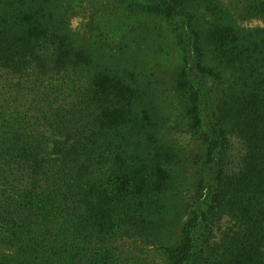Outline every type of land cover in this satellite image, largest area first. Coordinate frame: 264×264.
Masks as SVG:
<instances>
[{"label": "trees", "instance_id": "1", "mask_svg": "<svg viewBox=\"0 0 264 264\" xmlns=\"http://www.w3.org/2000/svg\"><path fill=\"white\" fill-rule=\"evenodd\" d=\"M88 2L103 3L106 29L151 22L171 51L136 48L133 32L116 49L81 46L64 0H0V264H149L130 242L165 264H264V30L241 25L264 0L241 13L223 0ZM157 63L175 125L148 80ZM175 129L205 151L185 220L171 214L184 161L162 136ZM225 216L234 226L215 243Z\"/></svg>", "mask_w": 264, "mask_h": 264}, {"label": "rangeland", "instance_id": "2", "mask_svg": "<svg viewBox=\"0 0 264 264\" xmlns=\"http://www.w3.org/2000/svg\"><path fill=\"white\" fill-rule=\"evenodd\" d=\"M225 3L231 6V8L236 13H241L244 9V0H223ZM103 3L93 4L89 3L88 0H64L62 6L58 8L62 10L64 16V21L69 24L71 32L74 34V40L76 43H79L81 46H86L93 36H97V39L100 40L103 44H107L111 49L119 48L124 42L129 41V36L134 33V40L129 43H134L136 48L141 47L143 40H146L149 45H157L161 43L160 48L170 50V47H165L164 44L169 45L168 39L166 37V31L164 39L160 38L158 33L155 34L150 31H153L154 25H148L143 31H137V29H132L131 27L125 26L121 29V32L113 30V28L106 29L108 24L101 21V15L98 14L99 11H103L101 7ZM129 25V24H128ZM241 25L247 29H262L264 30V15H250L245 21L241 22ZM114 27V26H113ZM141 32V33H140ZM143 39V40H141ZM160 42H156V41ZM171 51V50H170ZM166 63H157L154 67V70L150 72L151 79H148L152 82L153 88L157 92V99L160 101L161 108L165 116H168V120L175 125V121H179L176 108L174 107V98L170 95V83L165 79L167 74V67H164ZM163 93V94H162ZM168 98V101H167ZM172 125V124H169ZM162 136L166 140L175 141L178 149L180 150V155L183 158L181 165L176 166L173 169L174 183L179 188L178 196L181 201L177 202V199L174 200L172 204L171 214L172 217L177 220H185L186 208L183 200L184 193L190 190V185L192 183V174L194 171V162L197 161L198 157H201L205 151L204 146L201 141L197 139H192L190 136L186 135L184 132H181L178 129L166 133L162 131ZM177 195V194H176ZM234 226V222L225 216L222 221L219 223L218 228L215 231L214 242L219 243L224 234ZM128 251H133L135 257H141L145 259L149 264H165L161 256V252L152 245L148 246L138 245V243H127ZM0 252L3 254L8 253V247L0 249Z\"/></svg>", "mask_w": 264, "mask_h": 264}]
</instances>
